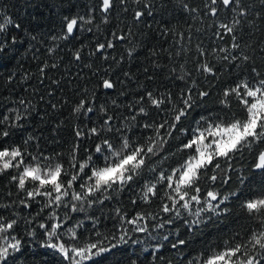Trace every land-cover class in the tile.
I'll return each instance as SVG.
<instances>
[{"label": "trees", "instance_id": "obj_1", "mask_svg": "<svg viewBox=\"0 0 264 264\" xmlns=\"http://www.w3.org/2000/svg\"><path fill=\"white\" fill-rule=\"evenodd\" d=\"M241 3L245 8L243 17L237 15L239 9L235 3L230 7L217 3L218 14L212 16L211 0H125L124 3L113 0L107 13L101 10L102 0H0V25H3L0 30V119L8 115L14 121L17 112L22 116L16 122L20 126L11 128L10 135L0 139V147L26 149L31 154L26 156V162H31L32 155L41 159L46 156L53 159L44 163L61 162L69 168V154L76 147L78 160L92 153L95 163L102 166L103 158L95 153V147L103 138L119 146L123 133L143 142L152 135L151 130L141 127L144 123L171 119L170 109L173 105L183 106L181 96L188 95L189 89L197 100L140 177L122 190L112 191L111 198L102 205L88 208L85 203L84 211L72 212L71 203L78 202L66 198L69 207L56 208L60 218L65 212L70 214L69 226L78 221L82 224L77 229L81 245L86 240L95 241L96 232L102 234L101 239L109 236L105 244H116L105 254L102 264H189L221 250L225 241L246 240L253 231L260 230L257 215H249L242 205L246 200L264 196V175L253 167L255 153L244 151L232 159L230 169L220 160L221 169L216 173L219 179L215 183L200 182L201 195L206 196L208 190L217 191L219 198L237 193V196L229 195L222 206L229 209L227 213L206 215L199 224L176 222L168 237L149 248L126 239L118 243L127 220L137 213L157 215L163 204H171L164 196L166 184H157L156 195L149 194L147 202L143 199L144 185L155 183L161 171L169 174L187 159L190 151H181L180 147L190 138L196 121L201 116L228 119L233 114H242L234 96L229 97L228 108L220 104L225 89L235 87L241 80L256 84L264 79V0H241ZM136 11L143 13L138 20ZM234 17L240 24L235 25L232 34L219 28L221 23L231 26ZM65 18L78 19L74 32L66 39ZM89 20L91 23L85 22ZM109 41L113 47L97 51L98 44L107 45ZM233 43L239 47L233 49ZM77 53L80 59H76ZM244 55L249 59L244 60ZM225 56L228 59H223ZM203 64L211 67L212 72H204ZM105 79L114 87L105 89ZM199 91L209 95L201 100L196 95ZM149 92L165 101L160 109L151 105ZM22 100L24 104L20 103ZM81 100L85 101V109L74 113ZM102 106L107 116L113 117L109 121L111 132L102 130L107 119L101 112ZM87 107L93 111L86 112ZM141 107L147 115H138ZM93 127L100 130L96 136L90 135ZM181 128L187 131L182 134ZM77 130L82 132L79 138ZM86 171L90 174V169ZM16 172L9 169L0 174V205H10L0 207V215L17 220L12 234L22 243L21 251L14 254V259L10 258L9 264H67L58 252L41 246L45 237L38 225L51 223L47 217L52 209L41 212L44 197L27 200L11 180ZM211 174L209 171L208 175ZM82 182L79 180L74 185L77 191ZM26 187L31 189L33 184L29 182ZM21 199L29 206L21 204ZM120 216L125 217L123 222ZM29 220L31 224L27 223ZM33 230L34 238L27 235ZM62 239L72 243L68 236ZM180 240L185 243L179 244Z\"/></svg>", "mask_w": 264, "mask_h": 264}, {"label": "snow or ice", "instance_id": "obj_2", "mask_svg": "<svg viewBox=\"0 0 264 264\" xmlns=\"http://www.w3.org/2000/svg\"><path fill=\"white\" fill-rule=\"evenodd\" d=\"M125 0H121L124 3ZM113 0H102V12L107 13ZM217 3H222L225 7H230L233 3L236 4L239 11L238 16L245 15V8L241 0H211L210 14L216 16L218 9L215 7ZM188 9V5H184ZM192 12L197 11L191 9ZM235 11V10H234ZM143 15L142 12L136 11L135 18L138 20ZM79 20H83L80 17ZM91 23V21H85ZM107 22V20H105ZM66 35H71L74 28L78 24L77 18H65ZM240 24V20L233 18L232 25L221 23L220 29L224 32L232 34L235 25ZM3 25H0V30ZM220 35V33H217ZM123 39V37H121ZM233 41L236 37L233 35ZM105 47L111 48L113 44L111 41L105 44H98L97 51ZM233 49L239 47L238 44L233 43ZM199 50V49H198ZM221 52L225 51L220 49ZM201 54L204 53L201 51ZM131 55V52H129ZM235 59L236 57H232ZM76 59H80L79 53L76 54ZM223 59H228L227 56ZM244 60H248L247 55L243 56ZM204 72L211 73L212 68L206 64L201 65ZM43 71V69H41ZM255 71V70H254ZM105 89L114 87L113 83L105 79L103 81ZM201 100L209 95L206 91H199L196 93ZM148 100L156 109H160L161 105L165 103L163 99L153 97L151 92L147 93ZM234 96L238 101L241 113L240 115L233 114L231 118L225 119L222 117L209 118L201 116L196 121V127L191 130V136L183 143L180 150H189L190 154L187 159L183 161L178 167L173 168L171 173L166 174L161 171L157 176L155 183H145L143 199L145 202L149 199V194L156 195L157 184H166L164 196L171 204H163L162 211L169 213L176 212L180 215L179 209L189 211L190 215H194L197 219L192 221L193 224L201 223V215L209 212L214 216H220L229 211L228 208L222 207L229 199V195L237 196L236 192L219 198L217 191L208 190L206 196L202 199L200 193L202 188L200 186L201 180L205 182L211 181L215 183L219 177L217 171L221 169L220 160H224L231 168V161L237 153L248 151L250 154L255 153V160L253 167L259 170L264 175V79H260L256 84H251L247 80H241L235 87L225 89L223 98L220 104L225 108L230 106L229 97ZM171 102V97H168ZM143 101V97H141ZM24 104V101H20ZM180 103L182 107L173 105L170 109L171 119L165 118L161 122L144 123L141 127L144 130H151L152 135L144 138L143 142L139 140H132L126 134H121L119 138V146L111 139L105 137L100 143L96 144L95 153L103 158V165H97L93 160L92 153H89L84 160L77 159V148L74 147L69 154L68 164L69 168H65L63 163L56 162L44 163L50 161L51 157H41L32 155L31 162H26V156L31 155L27 153L26 149L22 150L20 147L4 146L0 147V174H4L9 169H16L15 175H12L11 180L16 184L19 191L25 193L27 200H34L37 196L44 197L45 202L41 208V212L45 208H51L47 219L51 221L50 224L44 222L39 223V229L43 230L45 240L42 247L52 249L58 252L67 264H84L88 261L90 264H102L106 259L105 254L109 253L116 244H105L104 241L109 239L108 235H104L101 239V233L96 232V240H86L83 245L79 243V234L77 229L82 226L78 221L69 226L70 214L65 212L63 218H60L56 213V208H68L69 204L66 198H70L71 211H84L85 203L88 208L95 204L102 205L105 200L111 198V192L122 190L125 185L133 182L137 177H140L143 170L148 167L149 161L155 156L164 144L168 142L178 129L182 118L186 117L189 111L197 104L195 95L189 89V94L181 96ZM85 109V101L80 103L73 109L74 113L81 112ZM91 107H87L86 112H92ZM101 112L107 116L106 109L101 107ZM138 115H147L144 107L139 109ZM22 116L19 112L15 115V120L12 121L8 115L0 119V125H5L0 128V139L6 138L10 135V129L19 127L16 122L20 121ZM113 119L112 116H107L103 121V129L108 132L112 131L109 121ZM133 120L136 117H132ZM205 125V126H202ZM181 133H185L186 129H179ZM97 128L90 129V135L96 136L99 134ZM117 131H121L117 129ZM82 132L77 130L76 136L79 138ZM29 140L32 139L30 136ZM27 145L28 140H26ZM59 154L56 159L58 160ZM75 169V171H72ZM87 169H90V174ZM155 172V168H151ZM211 171V175L208 172ZM83 174V175H82ZM83 180L79 184V191L74 185L77 181ZM31 182L33 187L27 188L26 185ZM227 183V178L224 181ZM241 184L244 178H240ZM107 193V195H105ZM216 201L217 203H213ZM20 203L28 207L25 199H21ZM135 203V201H133ZM199 205L195 213L191 212L192 204ZM0 207H10V205H0ZM242 207L249 213V215L256 214L260 221V230L253 231L247 239L234 240L233 242L225 241L224 247L221 250H214L205 259L196 258L189 262V264H264V196L255 199L246 200ZM119 215L120 209H116ZM40 213H37L39 216ZM35 219V218H33ZM94 223H95V218ZM121 221L125 220L124 216H120ZM144 217L137 213L135 217L126 222L134 225L132 231L142 232L145 227L137 226L138 221ZM211 219V217H209ZM169 223L171 221H168ZM27 223L31 224L29 220ZM17 224V220L8 219L0 215V264H9L10 258L14 259V254L19 253L22 248L21 239L12 234V230ZM127 233L125 232L124 235ZM29 237H35V231L27 233ZM122 235L118 243L126 242ZM68 236L72 243L63 241V237ZM114 238V237H113ZM179 244H184L185 241H178ZM173 247H176L174 244Z\"/></svg>", "mask_w": 264, "mask_h": 264}, {"label": "rangeland", "instance_id": "obj_3", "mask_svg": "<svg viewBox=\"0 0 264 264\" xmlns=\"http://www.w3.org/2000/svg\"><path fill=\"white\" fill-rule=\"evenodd\" d=\"M203 199L205 195H201ZM213 203H217L214 202ZM199 205L194 203L191 206V212L195 213V210ZM180 215L177 216L175 211L164 213L163 211L157 213V215H142L144 219L138 221L137 226L145 227V231L137 232L132 231L134 225L126 223L120 232V236L124 235V239L130 240L133 243L140 244L145 248L155 246L159 241L165 239L172 233L173 225L176 222H184L185 224H193L192 221L197 219L194 215H190L189 211L184 209H179ZM211 213L205 212L201 215L199 219H203L206 215ZM168 221H171L170 223Z\"/></svg>", "mask_w": 264, "mask_h": 264}]
</instances>
